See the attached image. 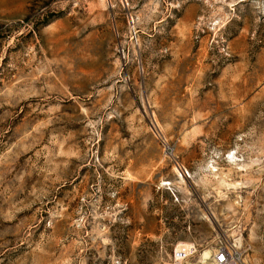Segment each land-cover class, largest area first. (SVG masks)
<instances>
[{"label": "rangeland", "instance_id": "rangeland-1", "mask_svg": "<svg viewBox=\"0 0 264 264\" xmlns=\"http://www.w3.org/2000/svg\"><path fill=\"white\" fill-rule=\"evenodd\" d=\"M221 246L264 264V0H0V264Z\"/></svg>", "mask_w": 264, "mask_h": 264}, {"label": "built area", "instance_id": "built-area-1", "mask_svg": "<svg viewBox=\"0 0 264 264\" xmlns=\"http://www.w3.org/2000/svg\"><path fill=\"white\" fill-rule=\"evenodd\" d=\"M189 264H204L201 260L190 262ZM211 264H237V254L233 248L226 246L219 247L214 253Z\"/></svg>", "mask_w": 264, "mask_h": 264}, {"label": "bare ground", "instance_id": "bare-ground-1", "mask_svg": "<svg viewBox=\"0 0 264 264\" xmlns=\"http://www.w3.org/2000/svg\"><path fill=\"white\" fill-rule=\"evenodd\" d=\"M210 255V253L209 252H206L205 253V257H207L208 258V256Z\"/></svg>", "mask_w": 264, "mask_h": 264}]
</instances>
